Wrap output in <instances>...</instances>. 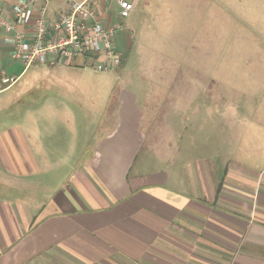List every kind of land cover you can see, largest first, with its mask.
<instances>
[{"label":"rangeland","instance_id":"obj_1","mask_svg":"<svg viewBox=\"0 0 264 264\" xmlns=\"http://www.w3.org/2000/svg\"><path fill=\"white\" fill-rule=\"evenodd\" d=\"M131 1L136 5L128 19L118 17L114 1L100 5L120 24L119 33L129 37L117 42L123 56L120 67L97 73L92 66L83 70L33 66L9 88L7 123L1 128L16 139L17 128L24 132L27 154H35L40 167L33 179L50 189L65 185L73 165L84 163L95 152V144L106 139V127L98 124L110 92L109 100L114 102L121 88L126 98L137 93L139 103L164 102V117L154 121L156 125L146 122L139 127L141 136L151 134L159 141L148 146L139 138L130 141L139 145L138 162L151 152L159 165L166 166L177 147L182 152L178 161L187 172L189 165L199 162L201 169L213 163L215 174L235 165L260 174L264 170V0ZM5 2L8 7L13 0ZM35 77L39 82L32 81ZM146 91H151L147 97ZM113 143L105 142V148ZM81 146L87 148L85 154ZM27 160L34 169L30 155ZM235 184L233 190L247 192L250 198L246 208L233 203L229 207L233 213H250L251 207L264 202L263 189L259 194L254 185Z\"/></svg>","mask_w":264,"mask_h":264},{"label":"crops","instance_id":"obj_2","mask_svg":"<svg viewBox=\"0 0 264 264\" xmlns=\"http://www.w3.org/2000/svg\"><path fill=\"white\" fill-rule=\"evenodd\" d=\"M5 1L0 8H7ZM37 4L55 15L67 9L68 0ZM103 9L99 7L101 18L119 26ZM128 38L118 33L116 47ZM13 50L14 35L0 28V77L16 79L11 84L0 81V264H264V202L249 207L250 213L229 208L233 203L249 206L248 193L233 190L235 183L241 188L254 185L258 193L264 190V170L257 174L235 165L215 174L213 163L201 169L197 162L187 172L177 147L166 166L151 152L138 162L139 145L130 141L139 138L147 146L159 141L151 134L141 136L139 127L161 120L164 102L139 103L137 93L126 98L123 88L112 102L110 92L98 125L106 127L105 140L114 143L105 148L107 141L100 139L84 163L73 165L61 189L33 179L40 167L36 155L27 154L24 132L17 128L16 139L1 128L7 123V92L27 71ZM92 65L80 57L43 66L83 70ZM81 150L85 154L87 148Z\"/></svg>","mask_w":264,"mask_h":264},{"label":"built area","instance_id":"obj_3","mask_svg":"<svg viewBox=\"0 0 264 264\" xmlns=\"http://www.w3.org/2000/svg\"><path fill=\"white\" fill-rule=\"evenodd\" d=\"M116 1L118 17L128 19L135 10L129 0H71L67 9L50 15L37 0H13L0 8V28L14 35L13 57L26 69L33 66L63 65L77 58L93 62L97 73H108L120 67L123 56L116 47L120 26L104 21L99 13L103 3ZM3 84L16 81L0 77Z\"/></svg>","mask_w":264,"mask_h":264}]
</instances>
